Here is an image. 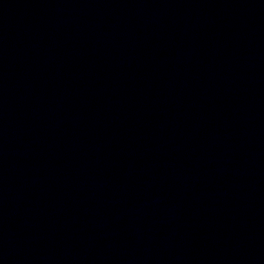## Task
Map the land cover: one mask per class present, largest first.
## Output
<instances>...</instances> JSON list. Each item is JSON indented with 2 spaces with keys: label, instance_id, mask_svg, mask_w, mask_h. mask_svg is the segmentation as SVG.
Instances as JSON below:
<instances>
[{
  "label": "water",
  "instance_id": "water-1",
  "mask_svg": "<svg viewBox=\"0 0 264 264\" xmlns=\"http://www.w3.org/2000/svg\"><path fill=\"white\" fill-rule=\"evenodd\" d=\"M0 264H264V0H0Z\"/></svg>",
  "mask_w": 264,
  "mask_h": 264
}]
</instances>
